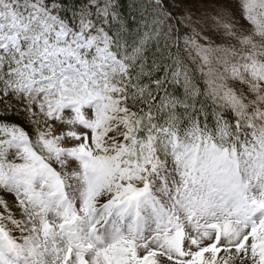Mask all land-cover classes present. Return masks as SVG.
Here are the masks:
<instances>
[{
  "label": "snow or ice",
  "instance_id": "obj_1",
  "mask_svg": "<svg viewBox=\"0 0 264 264\" xmlns=\"http://www.w3.org/2000/svg\"><path fill=\"white\" fill-rule=\"evenodd\" d=\"M175 2L0 0V264H264V0Z\"/></svg>",
  "mask_w": 264,
  "mask_h": 264
},
{
  "label": "trees",
  "instance_id": "obj_2",
  "mask_svg": "<svg viewBox=\"0 0 264 264\" xmlns=\"http://www.w3.org/2000/svg\"><path fill=\"white\" fill-rule=\"evenodd\" d=\"M118 4V12L120 13L121 19L130 26V31L135 35L137 28L141 25L140 16L143 11L142 0H116ZM69 7L72 6L73 0H68ZM192 3V0H177L173 4V11L176 15H180L185 10L186 6ZM178 10V11H177ZM175 91L179 92L177 88ZM23 116L13 113L7 115V120L12 123H17L23 126ZM24 127V126H23ZM27 129V128H26Z\"/></svg>",
  "mask_w": 264,
  "mask_h": 264
},
{
  "label": "rangeland",
  "instance_id": "obj_3",
  "mask_svg": "<svg viewBox=\"0 0 264 264\" xmlns=\"http://www.w3.org/2000/svg\"><path fill=\"white\" fill-rule=\"evenodd\" d=\"M230 6L231 5H229V7ZM214 8L216 9L219 8V3L217 2V0H192V3L187 5L183 13L178 15V17H183L184 15H189V14L193 15L194 17H200L202 15H207L211 17L214 14L213 13ZM241 23H243V21H241ZM13 114L22 115L24 118L23 123H22L23 126L27 129L30 127L27 124L26 116L22 112H17ZM6 199H8L11 202V197H6ZM14 234L19 235L18 233H14ZM207 243H208L207 241L203 242L204 245H206ZM229 256H231L232 259L228 261V264H252V261L250 259V254H249V258L245 261V258L243 256L235 252L221 253L218 256V260L227 259ZM209 257H210V254H206V258H209ZM161 264H165V262L161 260Z\"/></svg>",
  "mask_w": 264,
  "mask_h": 264
}]
</instances>
